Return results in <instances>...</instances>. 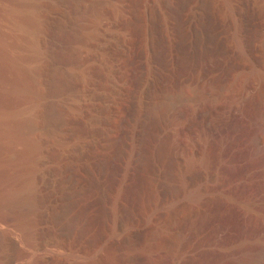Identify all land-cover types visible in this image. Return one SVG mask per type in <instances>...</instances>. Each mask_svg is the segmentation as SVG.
<instances>
[{"label": "rangeland", "instance_id": "obj_1", "mask_svg": "<svg viewBox=\"0 0 264 264\" xmlns=\"http://www.w3.org/2000/svg\"><path fill=\"white\" fill-rule=\"evenodd\" d=\"M0 4V264H232L264 245V0Z\"/></svg>", "mask_w": 264, "mask_h": 264}, {"label": "bare ground", "instance_id": "obj_2", "mask_svg": "<svg viewBox=\"0 0 264 264\" xmlns=\"http://www.w3.org/2000/svg\"><path fill=\"white\" fill-rule=\"evenodd\" d=\"M1 5V4H0ZM1 8V7H0ZM2 9V8H1ZM2 13V12H1ZM19 28V27H18ZM25 34V33H24ZM7 49V48H6ZM26 49V48H25ZM1 50V49H0ZM10 51V50H8ZM25 52V50H24ZM7 54V52L5 53ZM31 54V52H30ZM11 56V55H10ZM14 56V55H13ZM1 57V56H0ZM8 58V57H7ZM3 59V58H2ZM4 60V59H3ZM22 61V59H20ZM9 60H7L8 62ZM11 63V62H10ZM8 64V63H7ZM23 78V77H22ZM19 85V84H18ZM239 87V86H238ZM17 88V87H16ZM242 88V87H241ZM18 89V88H17ZM200 97L196 98L195 99V103L197 104L196 101L199 100ZM195 103L193 105H195ZM194 107L195 106H191V110L188 114V116L190 115V118L195 116V110H194ZM196 108V107H195ZM255 116V119H254V122H255V125L258 129V132L256 133L254 139H253V144H254V147L257 151H264V107L260 108L258 110V112L256 113ZM188 118V117H187ZM194 120V119H192ZM191 120V122H192ZM184 121V120H183ZM189 121V119H188ZM190 122V121H189ZM188 122V123H189ZM183 124V123H182ZM198 125V124H197ZM186 128V127H184ZM230 128V127H229ZM226 129V128H225ZM228 129V128H227ZM224 132H220L219 133V142L221 143L222 146H225L226 143L229 141V130ZM208 130V129H207ZM217 130V129H216ZM209 132V131H208ZM218 134V133H217ZM195 136V135H194ZM198 136V135H197ZM195 136L196 140H192V142L190 143L191 146L189 147V143H187V146H184V149H187L186 151L190 152L191 156L192 157V160L194 161V163L196 161H199L200 163L202 164H205L208 162V156H207V152H206V146H205V143H204V140H202L201 138ZM192 138V137H191ZM186 145V144H185ZM178 146V145H177ZM219 146V145H218ZM221 146V147H222ZM185 147H189L188 148H185ZM34 148V147H33ZM29 149V148H28ZM183 149V150H184ZM183 155V154H182ZM212 161V160H211ZM195 165V164H194ZM263 244V243H262ZM254 247V246H253ZM258 247V246H257ZM248 249V248H247ZM249 250V249H248ZM244 251V250H243ZM253 253H252V252ZM249 250V251H245V252H242L239 254V256H236L233 260V263L232 264H264V245H260L257 249H254L253 250ZM120 260V259H119Z\"/></svg>", "mask_w": 264, "mask_h": 264}]
</instances>
